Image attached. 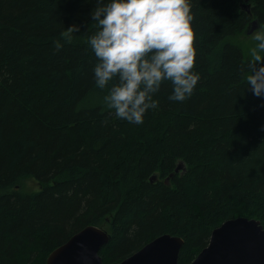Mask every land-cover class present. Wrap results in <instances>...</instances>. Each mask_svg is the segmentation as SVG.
Masks as SVG:
<instances>
[{
    "label": "trees",
    "instance_id": "16d2710c",
    "mask_svg": "<svg viewBox=\"0 0 264 264\" xmlns=\"http://www.w3.org/2000/svg\"><path fill=\"white\" fill-rule=\"evenodd\" d=\"M244 1L190 0L200 80L183 102L165 81L135 125L93 80L96 0H0V264H45L86 226L110 234L105 264L163 234L190 264L226 220L264 227V97L245 83L264 0Z\"/></svg>",
    "mask_w": 264,
    "mask_h": 264
},
{
    "label": "clouds",
    "instance_id": "9594fccd",
    "mask_svg": "<svg viewBox=\"0 0 264 264\" xmlns=\"http://www.w3.org/2000/svg\"><path fill=\"white\" fill-rule=\"evenodd\" d=\"M90 17L94 30L86 43L96 58L93 80L106 89L103 104L115 117L143 124L145 113L158 107L154 97L165 81L171 84L170 100L192 96L200 74L193 70L190 0H96ZM79 27L73 24L67 31ZM251 35L256 43L245 83L255 96L264 97V26Z\"/></svg>",
    "mask_w": 264,
    "mask_h": 264
},
{
    "label": "water",
    "instance_id": "95a60500",
    "mask_svg": "<svg viewBox=\"0 0 264 264\" xmlns=\"http://www.w3.org/2000/svg\"><path fill=\"white\" fill-rule=\"evenodd\" d=\"M249 12L250 5H242ZM257 19L250 22L247 34L257 29ZM179 163L175 173L181 169ZM170 174L165 181H168ZM155 175L150 177V181ZM110 240L101 227L86 226L67 242L54 249L45 264H105L99 255ZM183 245L180 237L163 234L119 263L109 264H178ZM190 264H264V227L259 220L236 217L212 230L208 245Z\"/></svg>",
    "mask_w": 264,
    "mask_h": 264
},
{
    "label": "rangeland",
    "instance_id": "374dc122",
    "mask_svg": "<svg viewBox=\"0 0 264 264\" xmlns=\"http://www.w3.org/2000/svg\"><path fill=\"white\" fill-rule=\"evenodd\" d=\"M243 3H247V4H249V0L247 1V2H243ZM242 3V4H243ZM250 5V4H249ZM252 34V33H251ZM251 34H249V38H250V36H252ZM248 35V34H247ZM242 39L245 41V42H247L248 41V38L246 37V36H242ZM253 42V39H251V43ZM253 44V43H252ZM182 164V163H181ZM182 167L184 168V165L182 164ZM181 167V168H182ZM156 180V179H155ZM166 179H164V181H165ZM27 188H29V187H32L34 190L35 189H37V187H38V185H37V183L34 181V180H32V179H27V181H26V185H25Z\"/></svg>",
    "mask_w": 264,
    "mask_h": 264
},
{
    "label": "bare ground",
    "instance_id": "6f19581e",
    "mask_svg": "<svg viewBox=\"0 0 264 264\" xmlns=\"http://www.w3.org/2000/svg\"><path fill=\"white\" fill-rule=\"evenodd\" d=\"M247 1H248V0H245V2H247ZM242 5H243V6H244V5H247V3H243ZM241 7H242V6H241ZM177 166H178V165H177ZM175 169H176V168H175ZM179 170H180V169H179ZM166 182H167V181H166Z\"/></svg>",
    "mask_w": 264,
    "mask_h": 264
}]
</instances>
